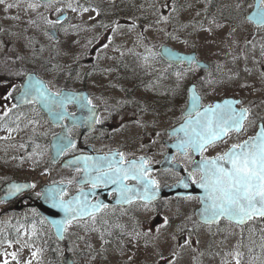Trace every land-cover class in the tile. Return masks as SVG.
<instances>
[{
	"label": "rangeland",
	"instance_id": "374dc122",
	"mask_svg": "<svg viewBox=\"0 0 264 264\" xmlns=\"http://www.w3.org/2000/svg\"><path fill=\"white\" fill-rule=\"evenodd\" d=\"M74 1L65 0L62 4L41 6L36 10L29 8L36 0H5L0 4V116L10 111L6 97L28 71L43 78L54 91L84 88L89 92L92 104L100 109L97 120L104 125L99 128L100 134L110 137L109 142L96 141L98 147L125 141L134 135L140 123H158V127L162 123H174L180 118L185 90L191 82H198L205 102L228 95L261 99V81L256 78L264 67L263 44L254 38V31L247 23L236 27L212 16L220 3L241 5L244 0H140V3L131 0V10L135 13L130 10L126 15L123 3L129 0H92L90 7ZM9 4L14 7L8 8ZM63 12L68 18L58 24V39L54 41L45 34L49 25L42 17L55 20ZM162 16L167 17L166 22L161 20ZM244 34L253 37L244 42ZM161 44L183 52L196 51L200 59L211 64L213 71L195 70L180 78L178 72L165 73L162 64L152 63L154 49ZM139 48L151 50L146 55L140 54L148 63L137 61L135 52ZM88 58L93 59L91 64L83 63ZM246 65L255 67L251 71L254 74L251 83L236 77L237 68L244 69ZM221 69L223 73H219ZM169 89H177L178 99L172 92L164 102ZM31 113L34 108L23 113L29 121L16 129L1 126L0 120V184L10 179L27 180L35 185L32 187L35 191L47 182L69 181L70 170L59 164H46L40 146L27 152L31 136L44 135L50 126L47 121L31 118ZM51 130L50 127L52 134L56 132L54 128ZM226 147L227 144H220L216 148L224 150ZM196 206L194 200L173 198L159 202L155 211L140 208L135 215L140 228L125 235L118 249L106 246L102 231L95 226L71 223L66 229L64 250L70 253L74 264H161L167 259L169 264H235L230 253L237 250V244L241 245L240 251L243 240L247 237L252 240L260 232L257 239L264 251V232L261 231L264 223L256 222L245 228L243 238L241 228L228 224L203 234L194 224ZM28 216L35 213L30 212ZM165 218L168 224L161 226ZM1 219L9 218L2 216ZM156 219V226L150 227ZM18 221L15 238L0 245V264L5 261L8 264H54L47 260L41 244L34 240L40 223ZM126 225L129 228V224ZM184 241L187 245L180 247L179 243ZM241 257V264H246Z\"/></svg>",
	"mask_w": 264,
	"mask_h": 264
},
{
	"label": "snow or ice",
	"instance_id": "6c2138e0",
	"mask_svg": "<svg viewBox=\"0 0 264 264\" xmlns=\"http://www.w3.org/2000/svg\"><path fill=\"white\" fill-rule=\"evenodd\" d=\"M58 2L59 0H44L41 4L40 0H36L29 4V8L36 10L38 7H49ZM4 3L5 0H0V4ZM7 7L12 8L14 5L9 4ZM240 7L241 5L238 4L237 8ZM251 7L254 11L247 20L253 23L257 30H264V0H255ZM56 11L59 12L60 9ZM42 18L53 29L51 34L46 33V35H49L50 39H56L55 28L61 23L60 18L57 17L55 20ZM161 20L166 22L167 17L162 16ZM113 31L115 32L116 28H113ZM172 38L176 39V37ZM146 50L151 52L150 49ZM163 51L170 58V66L171 62L188 64L185 73H177L178 78L202 67L194 57L178 56L167 49ZM204 70L207 71V68L205 67ZM27 81L28 83L21 90L18 103L38 104L42 110L47 111L53 122L71 120L72 127L90 126L89 121L99 122L94 119L96 114L91 107V100L87 97L62 91L50 93L42 81L31 75L27 77ZM189 93L190 107L185 115V122L176 130L178 133H183V136L178 137L175 147L181 159L191 167V171L186 167L187 175L181 176L175 171L178 165L166 171H171L176 176L177 187L187 189L191 184L202 190L203 194L198 197L192 195L183 197L186 201L196 200L201 205L197 213V223L213 225L227 221L241 228V238H243L244 225L250 222L264 223V117H260V122L257 124L250 119L251 109L238 107L243 101L237 99H225L205 106L197 94L196 85L189 89ZM8 95L11 96V92ZM72 103H77L81 109H87L88 115L77 118L75 113H69L67 107ZM61 127L67 128L65 125ZM248 128H255V133L241 140L240 137ZM232 134H235L236 140L228 144ZM220 144H227L228 147L212 158L204 155L209 148H216ZM55 147L56 156L59 157L69 149H75L76 145L67 134H64L57 136ZM193 154L199 155L200 159H194ZM151 163L152 161L145 156L128 160L124 153L118 151L105 156L76 157L75 160L68 161L65 167L75 166V171L83 173L81 179L77 181L79 187L77 195L64 199L67 190L57 182H53L45 192L37 195L44 196L45 200L51 201V208L64 213V220L54 221L60 233L65 231L73 220L85 216H92L94 219L97 211L102 207H108L101 202L89 203V193L85 192L83 187L85 184H90L93 189L100 185L104 187L115 185V191L119 195L118 202L122 203L131 204L134 200H141L147 207L155 201L159 197L161 186L159 181L151 176L152 169L149 167ZM129 180L134 181L135 185L130 186L127 183ZM68 183L71 184L72 181L69 180ZM24 187H35V185H12L7 194L14 196ZM91 194L95 195L94 192ZM167 224L168 220L165 218L161 226ZM159 231L160 228L157 227L156 232ZM261 231L264 232V228ZM187 243L184 241L179 243V246L184 247ZM240 246L237 244V250L230 253L235 258V264H241L240 257L243 254L238 250ZM175 254L173 252V255ZM4 264H8V261Z\"/></svg>",
	"mask_w": 264,
	"mask_h": 264
},
{
	"label": "flooded vegetation",
	"instance_id": "af4514ba",
	"mask_svg": "<svg viewBox=\"0 0 264 264\" xmlns=\"http://www.w3.org/2000/svg\"><path fill=\"white\" fill-rule=\"evenodd\" d=\"M64 1L65 0L61 1L59 4H62ZM90 2L91 0H75L73 3H79V5L87 6ZM249 26L251 28L250 30L254 31V38L260 41L264 47V30H257L256 27L252 25ZM253 36L252 34H244L242 39L244 42H246V40L252 38ZM159 60L160 59H158V61ZM84 62L88 63L86 62V60ZM248 63L251 62L248 61ZM161 64L165 73L169 74L173 73V71L179 73L181 71L185 72V70L187 69L183 65L170 66L169 64H165L163 61L161 62ZM233 66L237 67L234 63ZM248 66L249 65H246L244 69L239 66L237 68V71H242V74L239 75V78L245 79V82L251 83V80H253V73L251 71H253L255 67H251L252 65L250 67ZM193 68H195V65H193ZM256 79L261 81V88L263 91L261 99L255 97L250 99H243L240 96L237 97L239 98V100L243 101V104L239 107L250 108V119L254 120L258 124L260 122V117H264V67H261L260 76ZM19 86L20 84H18L16 90H14V87L10 89L9 92H11V96L19 89ZM11 96L7 95L5 100L6 103L9 104L8 108H11L12 106L11 103H9L11 101ZM177 124L179 123H162V126L158 127V123H140L137 131L134 133L133 136L128 137L125 141L120 140L117 144L110 143L102 147H98L97 145H95L96 141H99V139H102L103 142L110 141V137H103L100 134L99 128H104V125L102 126L101 123H95L93 128L89 131H83L81 126H71L68 133L72 141L75 143L76 147L75 149H69L65 154H63L62 157H68L71 160H75L76 157L80 156H105L117 151L124 153L128 160L137 159L140 156H145L146 158L152 161V163L149 165V167L152 169V178L158 180L160 186H163L165 184H172L176 182V176L173 174V172L166 171V169H170V167L164 169H160L157 167L158 164L162 163L161 161L166 156H169L172 162L180 164L185 173H187L185 171L186 167L189 171H191V167L185 164V162L181 159L178 151L174 150L173 148L174 141L177 139L178 136L171 135L168 130L176 126ZM107 125L109 124L107 123L106 126ZM255 131V128H251L250 132L245 136H241L240 139L243 140L247 138V136L253 135ZM230 140H232V142L236 140L235 134H232ZM226 148L224 150H226ZM220 151L223 150H218L217 148H209L204 153V155L208 158H212L217 155ZM198 157L200 159L199 155ZM193 158L195 159L194 154ZM69 170V180H71L72 183L69 184L67 181V195H65L63 198L77 195L79 191L77 181L83 176L82 172L75 171V167ZM178 173L182 175L180 172ZM127 183L130 186L135 185V182L131 180L127 181ZM2 184L3 183L0 184V187ZM83 187L84 191L89 193V203L95 204L97 202H101L103 204H107L108 207H102L100 211L95 215L94 219L92 216H89L81 220H76L72 223H87L90 227L91 225L93 227L95 226L96 228L102 231V237L105 241V245L110 246L113 249L119 248V243L122 241V239L127 236V234H133L138 228H140L138 226V218L135 216L140 208H149L152 211H155L159 202L167 201L174 198L173 197L169 199H156L147 207H145L144 202L141 200H134L131 204L125 203L124 205H120L117 201L119 200V195L115 191V185H109L108 187L100 185L99 187L93 189L90 184H85ZM93 192L95 193V195L91 194ZM38 193V189L33 191L31 187L29 191L16 196H11V199L9 198V200L3 201L0 204V207L3 208L0 209V224H3L5 222V219H1L2 216H7L9 220H14L16 218L18 220H21V222L30 219L31 217L28 216V213L33 212V207L30 204L37 199V197L39 196L37 195ZM194 201L198 204V201ZM126 223L129 224V228H127ZM155 223H157V219L150 223V227H155ZM194 224L196 229L199 230V233L201 232L203 234L214 232L215 229H219V226L223 224H228L232 227L240 228L235 224H229L227 221H221L219 224L206 225L202 223H197V221L194 220ZM253 224L254 223L250 222L249 224L244 225L243 233L245 232V228H248ZM257 238H259V235L257 236ZM8 241L9 240H7L6 243H8Z\"/></svg>",
	"mask_w": 264,
	"mask_h": 264
},
{
	"label": "water",
	"instance_id": "95a60500",
	"mask_svg": "<svg viewBox=\"0 0 264 264\" xmlns=\"http://www.w3.org/2000/svg\"><path fill=\"white\" fill-rule=\"evenodd\" d=\"M42 2H44V0H40ZM255 2V0H254ZM254 11V8L250 11L249 14H247L246 17L250 16V14ZM53 32V29L52 30H49V33L51 34ZM55 35L57 37V33L55 31ZM163 49H167L168 51L172 52V53H175L177 54L178 56H187V57H194L196 59V55L194 52H189V53H185V52H181L175 48H172L168 45H161L160 48L158 49V52L159 54L165 59V61L167 62H170V58L169 56L163 51ZM200 63V65L202 66L201 68H207V64L203 61H200V60H197ZM171 63H174V64H180V63H177V62H171ZM187 64V63H186ZM188 66V64H187ZM31 75L33 77H35L37 80L39 81H42L44 85H46L45 81L42 80L40 77H38L35 73L33 72H28L26 75H25V78L24 80L21 82V85H20V89L19 91L12 97V102L15 104V105H18V106H21V105H24L25 103H18V98H19V95L21 93V90L22 88L28 83L27 81V77ZM195 85V84H191L189 85L188 87V99H187V106L185 108V110L183 111V115L185 116L189 107H190V102H189V89L192 88V86ZM47 89L49 90L50 93H54L53 91H51L48 87ZM64 92V93H76L77 95L81 96V97H87L89 99V95H88V92L84 89H81V90H71V89H61L59 92ZM198 94V93H197ZM199 95V94H198ZM200 96V95H199ZM225 99H232V98H223L222 100H215L213 101L212 103H216V102H222L223 100ZM37 107L40 109V111L44 114L47 115L48 117V120L50 123H52L54 126H58L60 125V131L58 133H56L55 135H53L51 137V141H50V147H51V161L53 163H56L57 161L60 160L61 156L57 157L56 156V147H55V143H56V139H57V136L58 135H64V134H67L68 135V129L71 127V120H62V121H59V122H53L52 119H50L48 113L46 110H42L41 109V106L36 104ZM75 106V111L74 112H71L68 107L69 106ZM208 105V104H206ZM205 105V106H206ZM67 107V111L69 113H75L77 118H79L81 115H84V116H87L88 115V112H87V109H81L79 107V105L77 103H72V104H69ZM91 107L94 108V111H95V120H96V117H97V113H98V108L96 106H93L91 105ZM185 122V119L183 120V122L178 125V127H175L173 128V131L171 130V132H173L172 134H175V135H178V137H181L183 136V133H178L176 130L180 128V126ZM88 124L90 126H81L82 130L83 131H89L93 128L94 126V122L92 121H89ZM61 125H65L67 126V128H64V127H61ZM69 136V135H68ZM70 137V136H69ZM178 137L177 139L174 141V146L173 148H176L175 145L176 143L178 142ZM71 139V138H70ZM72 140V139H71ZM196 155V154H195ZM197 156V155H196ZM198 158V157H196ZM71 159H66L62 162V166H65V164L70 161ZM169 160H170V157L169 156H166L164 161L162 162L161 165H159L160 168H166L167 166H169ZM196 160H199V159H196ZM172 167L176 166V165H171ZM72 167H75V166H72ZM175 169H178L180 170L178 167H176ZM186 176V175H184ZM60 184V183H58ZM12 185H28L29 186V183L28 182H22V181H19V180H12L8 183H6L5 185H3L0 189V198L2 200H7L9 199L11 196H8V189L10 186ZM53 184L51 185H45L42 187V193L45 192L47 190V188L49 186H52ZM63 187L66 188V184L62 183L61 184ZM29 187H24L20 192L24 191V190H27ZM18 192V193H20ZM17 193V194H18ZM197 195V196H200L202 195V190L197 188L195 185H191L189 186V188L187 189H184L182 187H177L176 184L174 185H165L163 187L160 188V193H159V197L158 198H162V197H171V196H187V195ZM72 197V196H71ZM71 197H68L67 199L71 198ZM66 199V200H67ZM51 201L50 200H45L44 196L41 195V197L39 198L38 201H36L34 203V206L38 209L40 215L44 216L46 218V220L49 222V224L51 225L52 227V230L54 232V235L55 237L57 238V240L59 241H63L64 240V231L63 232H60L58 233V228H57V225L54 223V221H62L64 220V213L59 211L58 209H53L51 208ZM201 205L195 210V217L198 219V216H197V213L200 209ZM86 217V216H85ZM62 236V238H60ZM61 264H73V261L71 259V256L69 254H64L62 257H61Z\"/></svg>",
	"mask_w": 264,
	"mask_h": 264
},
{
	"label": "trees",
	"instance_id": "16d2710c",
	"mask_svg": "<svg viewBox=\"0 0 264 264\" xmlns=\"http://www.w3.org/2000/svg\"><path fill=\"white\" fill-rule=\"evenodd\" d=\"M243 4H246V1H244ZM216 12H217V16L222 20L240 22L244 18L245 5H241L240 8H237V6H234V5H229V6H226L224 8L218 9ZM147 53H148V51L146 49H144L142 51L143 55H146ZM140 54H141V52H140ZM154 55H156L155 52H154ZM173 90L174 89L167 90V93L165 94V97H164V102L166 100H169L172 92H173V97L175 98V96H176V99H178L177 95H176L177 89H175L174 91ZM27 108L28 109L24 110V113H26V112L28 113V112H30V109L34 108V113H31V118H32V116H35L34 120H36V121H39V122H41V120L46 121L45 116L42 115L41 113H39L35 109L34 106L33 107L28 106ZM14 114L15 115L17 114L16 111L14 112ZM49 134H50V127H48V129H46V131L44 132V135H41V134L32 135L31 139H30V143L28 144L27 150L29 152H33L37 146H40V147H42V150L44 153V150H46V148H47ZM41 143H43V144H41ZM44 155H45V153H44ZM45 162H48L47 157H45ZM42 222H43V227H42L43 231L46 233V237L49 239L48 241H46V245H45V249H46L48 259L50 262H52L54 264H60L59 263V256H58V254H56L54 252L55 251V245L57 246V243H56L55 239L53 238L52 233L50 232V229H49L47 223L44 220ZM257 242H258V244H257V247H258L259 241H257V240L253 241L254 244H256ZM260 256L254 255L253 261L251 262V264H264V260L259 259ZM262 256H264V254Z\"/></svg>",
	"mask_w": 264,
	"mask_h": 264
}]
</instances>
